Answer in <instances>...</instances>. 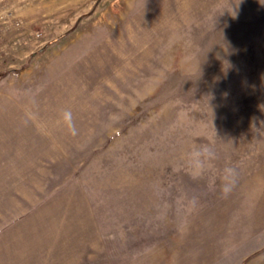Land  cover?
Here are the masks:
<instances>
[{"label": "rangeland", "instance_id": "obj_1", "mask_svg": "<svg viewBox=\"0 0 264 264\" xmlns=\"http://www.w3.org/2000/svg\"><path fill=\"white\" fill-rule=\"evenodd\" d=\"M0 74V264H264V0H0Z\"/></svg>", "mask_w": 264, "mask_h": 264}, {"label": "clouds", "instance_id": "obj_2", "mask_svg": "<svg viewBox=\"0 0 264 264\" xmlns=\"http://www.w3.org/2000/svg\"><path fill=\"white\" fill-rule=\"evenodd\" d=\"M240 2V0H239ZM235 11H234V15L235 16ZM61 120L64 124V126L66 127L67 131L69 132V134L71 135H76L77 134V129L74 123V119H73V114L70 110H64L61 113ZM215 158V153L213 151V149L208 146V145H193L187 155H186V162L188 163L189 167L193 170L194 172V178L196 175H198L204 168L205 166L212 161ZM231 169L226 170L227 174L231 173ZM225 175L224 180L225 183L222 187V192L224 195H227L230 190L231 187L230 185L227 183L228 180V175Z\"/></svg>", "mask_w": 264, "mask_h": 264}, {"label": "trees", "instance_id": "obj_3", "mask_svg": "<svg viewBox=\"0 0 264 264\" xmlns=\"http://www.w3.org/2000/svg\"><path fill=\"white\" fill-rule=\"evenodd\" d=\"M3 74H0V77L2 76Z\"/></svg>", "mask_w": 264, "mask_h": 264}]
</instances>
